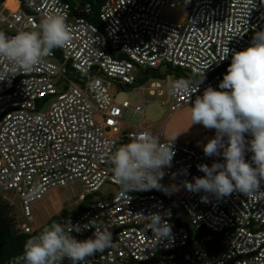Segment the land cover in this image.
Here are the masks:
<instances>
[{
  "label": "built area",
  "instance_id": "obj_1",
  "mask_svg": "<svg viewBox=\"0 0 264 264\" xmlns=\"http://www.w3.org/2000/svg\"><path fill=\"white\" fill-rule=\"evenodd\" d=\"M17 1L18 8L7 15L0 13L6 35L34 30L45 16L57 12L66 17L72 40L67 47L54 49L32 71L0 81V196L13 208L16 229L35 231L21 227L17 203L32 221L33 203L53 188L80 183L84 191L79 204H87L71 222L83 225L94 220L96 227L112 232L115 242L82 264H264V181L251 198L238 191L217 198L187 190L183 181L194 183V177L205 175L197 165L210 167L224 163V158L205 156L195 142L181 144L141 127L123 132L132 107L128 101L117 106L111 93L114 85L135 86L138 69L163 65L184 70L193 84L204 71L197 92L171 95L172 113L193 103L208 86L220 90L232 52L246 49L254 35L264 31V0H104L101 27L83 16L70 21L75 11L89 14L91 4L72 7L65 0ZM178 7L188 10L187 23L163 18L167 8ZM11 70L10 63L0 58V77ZM72 74L84 78L76 81ZM151 88L154 95L161 86L153 83ZM149 104L134 111L145 117ZM144 131L172 145V165L163 170L181 189L180 199L171 190L170 194L155 189L125 192L114 179L112 152ZM251 156L246 151V161L251 162ZM160 183L168 187L163 179ZM106 184L117 190L90 199ZM202 196H207V202ZM154 213L165 215L172 225L171 240L159 241L147 230ZM94 231L71 235L84 240ZM191 232L200 234L193 244ZM209 243H216L220 250L209 249ZM22 254L5 264H17ZM63 264L71 262L65 259Z\"/></svg>",
  "mask_w": 264,
  "mask_h": 264
},
{
  "label": "clouds",
  "instance_id": "obj_2",
  "mask_svg": "<svg viewBox=\"0 0 264 264\" xmlns=\"http://www.w3.org/2000/svg\"><path fill=\"white\" fill-rule=\"evenodd\" d=\"M71 40L66 17L57 12L45 16L34 30L20 31L14 36L0 31V58L12 67L0 81L32 71L54 49L67 47ZM228 52L229 49L222 59ZM201 75L195 84L190 79L171 83L169 94L191 96L203 82L204 71ZM218 87L220 90L208 86L202 95L195 97L190 107V125L215 129V136L203 145V152L209 157L222 156L225 162H214L210 167L197 165L205 175L194 177V183L185 180L183 185L191 192L203 191L217 198L234 191L251 198L259 193L264 181V31L257 32L246 49L232 52L231 63ZM245 134L252 139L246 141ZM246 151L252 153L251 162L245 159ZM174 156L172 145L161 143L158 136L144 131L117 147L110 156V163L114 179L123 191L155 189L170 194V190L178 191V186L165 187L160 181L165 175L163 169L171 167ZM184 173L187 174V169ZM201 199L207 202V196ZM150 216L147 230L153 232V237L159 241L171 240L172 225L165 215ZM93 221L83 225L73 224L70 219L64 224L52 222L26 241L17 264L21 260L24 264H63L65 259L71 264H82L88 257L114 247L112 232L101 230ZM91 228L95 231L87 239L77 240L71 235L73 231L80 233Z\"/></svg>",
  "mask_w": 264,
  "mask_h": 264
},
{
  "label": "rangeland",
  "instance_id": "obj_3",
  "mask_svg": "<svg viewBox=\"0 0 264 264\" xmlns=\"http://www.w3.org/2000/svg\"><path fill=\"white\" fill-rule=\"evenodd\" d=\"M77 2L81 7H83L86 5L87 0H77ZM15 5L16 4H9V0H0V13L7 15L8 11L3 10L4 6L9 8L14 7ZM163 18L169 22L185 24L188 22L189 12L183 7H178L176 9L167 8L163 12ZM75 20L76 15L72 14L70 21L74 22ZM0 31L8 34L6 24L1 20ZM167 71L168 67L163 65L160 67L159 71H157V74H152L150 80L144 84H136L134 87L129 88L118 87V85L113 86L111 93L114 97L115 104L117 106H122L125 101H128L132 107L126 113V123L122 124L123 132H129L131 129L141 127L153 133H163L166 137L167 133L179 131L180 129L192 126L190 125V107L194 105V102L185 106L176 113H172L171 111L172 96L169 94V85L173 83L174 75L172 73L168 74ZM158 73H162V76L157 77ZM153 83H159L161 86V89L154 90V95L150 93L152 90L151 85ZM142 86L146 88L145 92L140 90ZM161 92L163 93L162 95H160ZM162 102L165 103V106L161 105ZM144 103H150L145 117L144 115L134 111L137 106H143ZM163 180L169 188L172 185L178 186L173 179L166 175H164ZM116 190L117 188L114 185L106 184L100 192L92 195L90 198L98 200L99 198H102L111 192H115ZM83 191V186L80 183L72 185L68 188L51 189L42 200H39L31 205L33 215L32 221L23 216L21 205L20 203H17V211L20 217L19 222L21 227L24 230L29 231L37 230L46 225L53 217L60 216L64 210H76L79 205V196ZM171 192L178 199L183 196L180 188L178 191ZM181 216L182 220L187 223V216L183 212Z\"/></svg>",
  "mask_w": 264,
  "mask_h": 264
},
{
  "label": "trees",
  "instance_id": "obj_4",
  "mask_svg": "<svg viewBox=\"0 0 264 264\" xmlns=\"http://www.w3.org/2000/svg\"><path fill=\"white\" fill-rule=\"evenodd\" d=\"M70 3L72 7L78 5L77 0H65ZM104 3V0H87L86 4H91L92 9L89 14L82 11H75L76 16H83L88 19L91 23L101 27L102 23L100 20V10ZM168 67L167 73H172L177 79H192L184 70L180 68H174L170 65ZM158 69H138L137 71V84H144L150 80L152 74H157ZM162 76V73H158V76ZM72 77L79 81L84 78L80 74H72ZM134 87V86H132ZM124 88V87H122ZM125 88H129L128 86ZM91 199V198H90ZM87 203L79 204L74 211L64 210L60 216H55L43 227L35 230L33 233H22L16 229L15 218L13 216V208L0 196V264H5L11 258L20 255L24 250V245L26 241L34 235H37L45 226L50 225L52 222H58L61 224L66 223L69 219L74 218L82 210L85 209ZM188 228L189 226L186 225ZM199 233L191 232L190 244L197 241ZM208 248L211 250L218 251L220 247L216 243H209Z\"/></svg>",
  "mask_w": 264,
  "mask_h": 264
},
{
  "label": "crops",
  "instance_id": "obj_5",
  "mask_svg": "<svg viewBox=\"0 0 264 264\" xmlns=\"http://www.w3.org/2000/svg\"><path fill=\"white\" fill-rule=\"evenodd\" d=\"M9 4H16L14 7L4 6L3 10L8 11V13L19 7V2L17 0H9ZM7 13V14H8ZM175 79V76H174ZM162 137L167 140H172L181 144H188L195 142L198 146V149L203 152V145H205L209 139L213 138L215 136V129H206L201 124H195L192 126H188L184 129H180L179 131H173L170 133H167V138L164 136L163 133H161ZM176 137V138H175ZM175 138V140H174ZM252 137L249 134H245V140L249 141ZM225 141H227V138L225 137ZM222 151V150H221Z\"/></svg>",
  "mask_w": 264,
  "mask_h": 264
}]
</instances>
